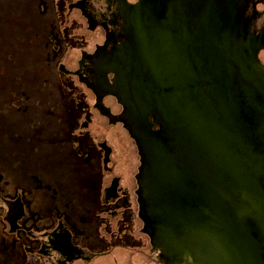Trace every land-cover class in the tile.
Returning <instances> with one entry per match:
<instances>
[{
  "label": "water",
  "instance_id": "95a60500",
  "mask_svg": "<svg viewBox=\"0 0 264 264\" xmlns=\"http://www.w3.org/2000/svg\"><path fill=\"white\" fill-rule=\"evenodd\" d=\"M79 70L129 125L134 228L158 264H264V0H74Z\"/></svg>",
  "mask_w": 264,
  "mask_h": 264
},
{
  "label": "flooded vegetation",
  "instance_id": "af4514ba",
  "mask_svg": "<svg viewBox=\"0 0 264 264\" xmlns=\"http://www.w3.org/2000/svg\"><path fill=\"white\" fill-rule=\"evenodd\" d=\"M73 2L63 0L61 14L75 17L56 69L77 85L80 107L67 110L77 123L27 125L22 147L8 151L12 167L2 164L16 191H0V264H158L134 228L129 125L78 68L105 31Z\"/></svg>",
  "mask_w": 264,
  "mask_h": 264
},
{
  "label": "rangeland",
  "instance_id": "374dc122",
  "mask_svg": "<svg viewBox=\"0 0 264 264\" xmlns=\"http://www.w3.org/2000/svg\"><path fill=\"white\" fill-rule=\"evenodd\" d=\"M63 7V0H0V191H16L15 180L2 162L11 169L16 155L8 151L16 152L14 149L21 143L17 135L25 133L27 125L77 123L76 115L67 114V110L76 113L80 107L77 85L65 84L56 69L60 60L56 50L61 51L67 42L62 29L71 16L75 17L73 13L65 19L61 14ZM95 119L92 116L95 129L105 136L110 133V137L113 129L110 131ZM47 132L58 134L52 128ZM48 138L41 135V144ZM109 139L115 144L114 139ZM2 181L7 184L2 186Z\"/></svg>",
  "mask_w": 264,
  "mask_h": 264
}]
</instances>
